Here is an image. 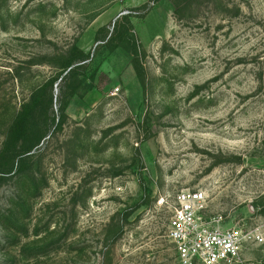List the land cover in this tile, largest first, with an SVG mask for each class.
Wrapping results in <instances>:
<instances>
[{
	"label": "rangeland",
	"instance_id": "374dc122",
	"mask_svg": "<svg viewBox=\"0 0 264 264\" xmlns=\"http://www.w3.org/2000/svg\"><path fill=\"white\" fill-rule=\"evenodd\" d=\"M74 43L28 160L0 159V264H179L157 201L183 189L264 264V0H0V150Z\"/></svg>",
	"mask_w": 264,
	"mask_h": 264
},
{
	"label": "built area",
	"instance_id": "2783aa9c",
	"mask_svg": "<svg viewBox=\"0 0 264 264\" xmlns=\"http://www.w3.org/2000/svg\"><path fill=\"white\" fill-rule=\"evenodd\" d=\"M206 201L202 189H183L157 201L169 212L168 237L179 264H239L245 234L220 216L205 218Z\"/></svg>",
	"mask_w": 264,
	"mask_h": 264
},
{
	"label": "trees",
	"instance_id": "16d2710c",
	"mask_svg": "<svg viewBox=\"0 0 264 264\" xmlns=\"http://www.w3.org/2000/svg\"><path fill=\"white\" fill-rule=\"evenodd\" d=\"M129 15H124L123 19L126 20L127 24L131 26ZM99 32V31H98ZM117 27L114 26V32L110 35L107 43L113 41L116 37ZM122 38V37H120ZM127 38V39H126ZM125 40L127 45L125 48H128L130 54L133 56L136 52V41L134 37L130 35V37H126ZM133 40V43L129 44V40ZM104 41L103 38L99 39ZM61 63L57 67V72L54 75L45 79V81L38 85L31 92L29 96V100L22 103L20 109L15 114L12 122L10 123L7 132L5 134V139L3 141V146L0 150V159H7L10 162L11 166L16 158H18V164H23L28 160L27 153H29L34 146L38 144L42 136H35L33 131H35V117L37 112L43 110L48 107L52 102V91H54V84L58 81V79L63 75V73L71 67L67 73L63 76L64 81L71 79L77 75L79 71L84 72L86 68V62L88 60V55L75 43L69 47V49L61 55ZM132 66L136 75L140 78V70L138 67V62L136 59L132 57ZM96 74V70L94 69L92 73L89 75V80L91 82L94 81V77ZM85 80V79H83ZM81 84L82 81H79ZM93 86L91 85V88ZM49 93V94H48ZM47 94V99H46ZM64 105L60 107V112L62 111V117ZM62 125V119L57 120L56 128H60ZM19 169V168H18ZM1 172V171H0Z\"/></svg>",
	"mask_w": 264,
	"mask_h": 264
},
{
	"label": "crops",
	"instance_id": "0c3cea01",
	"mask_svg": "<svg viewBox=\"0 0 264 264\" xmlns=\"http://www.w3.org/2000/svg\"><path fill=\"white\" fill-rule=\"evenodd\" d=\"M95 94H98V97H97V95L95 97ZM90 96H94L97 99V98L101 97V93L97 90L90 91L88 94H86V96L84 97V100L86 101Z\"/></svg>",
	"mask_w": 264,
	"mask_h": 264
},
{
	"label": "water",
	"instance_id": "95a60500",
	"mask_svg": "<svg viewBox=\"0 0 264 264\" xmlns=\"http://www.w3.org/2000/svg\"><path fill=\"white\" fill-rule=\"evenodd\" d=\"M71 67H69L63 74H66L67 73V71L70 69ZM61 78L62 77H60L59 79H58V81L54 84V92H56L57 91V85H58V82L61 80Z\"/></svg>",
	"mask_w": 264,
	"mask_h": 264
}]
</instances>
